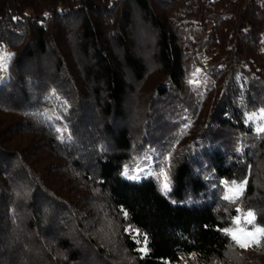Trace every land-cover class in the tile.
<instances>
[{"label": "trees", "instance_id": "16d2710c", "mask_svg": "<svg viewBox=\"0 0 264 264\" xmlns=\"http://www.w3.org/2000/svg\"><path fill=\"white\" fill-rule=\"evenodd\" d=\"M0 54V264H264V0H0Z\"/></svg>", "mask_w": 264, "mask_h": 264}, {"label": "rangeland", "instance_id": "374dc122", "mask_svg": "<svg viewBox=\"0 0 264 264\" xmlns=\"http://www.w3.org/2000/svg\"><path fill=\"white\" fill-rule=\"evenodd\" d=\"M3 59H4V57L0 54V69H5V67L3 66L4 65ZM193 82L196 83L197 81L193 80ZM251 117H253V119H249V120L254 123L256 132L257 133L260 132L259 129L264 128V115H262V111L257 113V114L251 115ZM233 182H235V183H233ZM241 184L244 185L243 186V189H244V187H245V183L244 182L225 181L223 183V185H224V197L225 196L233 197V199H228V200H235L237 197H239L240 194L242 193L243 189L238 194H236L235 192H230L229 189H234V188L238 187ZM165 185L166 184L164 183L163 187ZM248 219H251V223H252V217L251 218H246V215L243 216V217H239V224L234 222V225L231 228L227 229L226 233L232 238V235L230 234L231 232H237V235H243V233L251 232V233H253L255 235L256 239H258L261 236V234H262V229H260V228H258L256 226H252L251 223L248 222ZM238 230H243V232H239ZM125 231L127 232V229ZM254 246H255L254 243H248L247 247L242 248L237 243L236 251L239 254H243L245 256H249L250 253H251V249ZM142 250H144V249H142ZM138 251H140V249ZM184 264H193V262L191 260H189V261H185Z\"/></svg>", "mask_w": 264, "mask_h": 264}, {"label": "snow or ice", "instance_id": "6c2138e0", "mask_svg": "<svg viewBox=\"0 0 264 264\" xmlns=\"http://www.w3.org/2000/svg\"><path fill=\"white\" fill-rule=\"evenodd\" d=\"M262 115H264V110H262ZM249 119H253V117H249ZM260 131H264V128L259 129ZM235 183V182H233ZM246 183V182H245ZM243 184L239 185L238 187L234 189H229L230 192H235L238 194L243 189ZM167 188V185L164 186ZM225 199H233L231 196H225ZM240 209H237V212H239ZM253 216L252 212H248L246 214V218H251ZM234 222L239 224V217L234 218ZM248 222L251 223V219H248ZM239 232H243V230H238ZM259 231V230H258ZM233 240H235L242 248H245L248 246V243H259V241L256 239L255 235L251 232L249 233H243V235H237V232H231Z\"/></svg>", "mask_w": 264, "mask_h": 264}, {"label": "built area", "instance_id": "2783aa9c", "mask_svg": "<svg viewBox=\"0 0 264 264\" xmlns=\"http://www.w3.org/2000/svg\"><path fill=\"white\" fill-rule=\"evenodd\" d=\"M140 252H146V250L144 249V250H142V249H140ZM180 260H181V262L179 263V264H184L185 263V261H189V260H187V259H185V258H180Z\"/></svg>", "mask_w": 264, "mask_h": 264}]
</instances>
